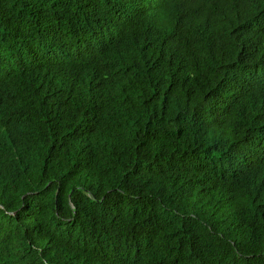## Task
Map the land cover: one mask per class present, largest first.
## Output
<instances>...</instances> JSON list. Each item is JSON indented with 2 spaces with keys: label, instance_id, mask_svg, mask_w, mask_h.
Wrapping results in <instances>:
<instances>
[{
  "label": "trees",
  "instance_id": "1",
  "mask_svg": "<svg viewBox=\"0 0 264 264\" xmlns=\"http://www.w3.org/2000/svg\"><path fill=\"white\" fill-rule=\"evenodd\" d=\"M0 264H264V0H0Z\"/></svg>",
  "mask_w": 264,
  "mask_h": 264
}]
</instances>
